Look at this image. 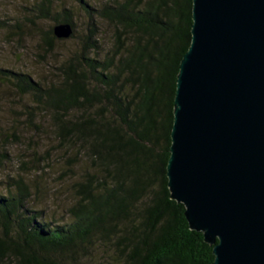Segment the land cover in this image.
Here are the masks:
<instances>
[{"label":"trees","instance_id":"trees-1","mask_svg":"<svg viewBox=\"0 0 264 264\" xmlns=\"http://www.w3.org/2000/svg\"><path fill=\"white\" fill-rule=\"evenodd\" d=\"M80 2L84 35L69 8L55 10L52 0L33 7L39 19L71 24L70 37L79 32L81 46L58 66L59 82L46 86L0 67V77L32 98L27 111L50 115L63 152L54 168L46 154L34 169L45 159L59 172L53 194L67 201V216L48 219L32 204L34 192L39 204L46 198L41 183L12 178L0 190V263L15 255L16 264H213L214 246L191 228L167 174L194 0ZM55 25L41 32L46 50L60 41ZM26 115L35 126V114Z\"/></svg>","mask_w":264,"mask_h":264},{"label":"water","instance_id":"water-1","mask_svg":"<svg viewBox=\"0 0 264 264\" xmlns=\"http://www.w3.org/2000/svg\"><path fill=\"white\" fill-rule=\"evenodd\" d=\"M174 104L171 197L213 264H264V0H194Z\"/></svg>","mask_w":264,"mask_h":264},{"label":"rangeland","instance_id":"rangeland-1","mask_svg":"<svg viewBox=\"0 0 264 264\" xmlns=\"http://www.w3.org/2000/svg\"><path fill=\"white\" fill-rule=\"evenodd\" d=\"M39 0H0V67L15 72L28 73L33 80L43 82L46 86L59 82L58 66L64 58L79 49V32L87 31L88 17L83 11L80 0H52L55 10L69 8L77 15V37L58 38L53 51L46 50L41 42L42 31L53 27L55 21L39 19L33 11ZM105 0H88L96 5ZM34 21V22H33ZM71 55V54H70ZM34 105L32 98L13 87L10 81L0 77V190L5 192L12 178L26 176L33 185V179L41 183L46 191L44 202L34 192L36 200L32 201L38 209H43L46 218L65 217L66 199L54 190L61 187L59 172L53 171V164L63 152L52 133V122L45 110L27 107ZM27 112L35 114L34 125L24 122ZM37 114V116H36ZM18 137V138H16ZM49 154L52 167L43 159L42 168L35 173L37 158ZM26 166H25V164ZM26 168V169H25ZM35 168V169H34ZM45 169V170H44ZM56 169V168H55ZM59 170V167L57 168ZM48 196V197H47ZM57 196V199L55 198ZM40 198V199H39ZM1 233V232H0ZM14 256V257H13ZM0 264H16L15 255L6 258Z\"/></svg>","mask_w":264,"mask_h":264}]
</instances>
